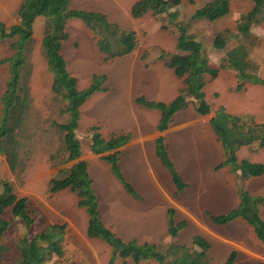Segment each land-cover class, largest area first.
Returning <instances> with one entry per match:
<instances>
[{
	"label": "crops",
	"instance_id": "0c3cea01",
	"mask_svg": "<svg viewBox=\"0 0 264 264\" xmlns=\"http://www.w3.org/2000/svg\"><path fill=\"white\" fill-rule=\"evenodd\" d=\"M22 1L23 0H0V22L6 29L18 24L16 12ZM99 1L100 0H72L70 2V9L92 13L102 12L108 15V17L113 20L112 23H115L118 26H123V24H126L128 17L130 19L128 10L126 9L124 12H115L112 14L106 13L105 9H103V7H101L99 4ZM227 1L229 5V12L225 16L220 17L212 22H217L218 20H221L229 15L231 0ZM243 2L247 5L245 8L243 7L240 10V17L237 19L238 21H236L237 26L243 22V17L254 7V0H243ZM110 4V9L116 11L115 7L118 6L116 2H112ZM248 8L249 11L247 10ZM263 10L264 1L262 7L260 8L259 14L255 18V21L250 23L247 32L241 33L238 31L237 27V31L241 36H252V38L257 40V42L262 40L264 43ZM44 23V17H37L34 20L32 26L33 38L35 39L38 37L36 38L39 39L38 43L43 36L39 35L43 34ZM72 24L77 27L78 32H80V37H85V35L88 36L89 32L88 29L85 28L83 22L79 19H72L67 22L65 32L68 37L62 42L61 45V54L66 61L67 68L69 67V62L67 59L70 57H67V48L64 45L69 40L70 36L68 35L67 29ZM159 46L161 47V45ZM139 47V45H136V48L131 53L120 57L122 58L120 61L122 63H120L119 67L111 69V66L108 65V62V64H104V67H102L99 71H95L97 69L95 66L101 64V61L96 59V54L100 56V52L99 50L96 51L94 47L90 46L89 49H86L87 51L84 50V53L82 52V57H78V63H76L77 65L73 66L72 63L70 71L67 69L68 72L76 78L77 88L78 75L84 78L89 77L90 82L91 77L94 74H98L99 72L106 76V81L104 82L103 88L106 91H109L108 97L106 99H97V96H102V94L105 96L107 94L106 91L105 93L102 92L94 95L91 99L94 100V102L96 101V103L93 102V104L90 105L91 107H89V111L87 113L88 115L86 114V116L90 118L88 120H92L96 125H98L99 129H97L98 127L96 126H90L91 128L96 127V132L101 138L105 140L120 134L128 135L129 137L128 142L118 149L100 154H94L90 151L89 146L91 144V136L93 133L92 130L90 133L85 135L86 141L88 142L85 151L82 143L80 144V158H82V160L86 161L87 163V173L92 183V190L97 197L98 211L102 224L107 229L112 231L116 236H118L123 242L135 241L139 244L148 243L156 245L157 247H159V245H164L165 250L166 248L168 249L171 244H176L179 246H188V248H190L192 251L194 250L200 252V249L192 246L191 243L194 236H201L209 244L207 256L210 258V261L214 262V264H225L232 252H235L233 264H264V244L258 239L252 226L246 223V221L243 219L237 218L234 221L239 220L238 225L231 226L228 232H225L223 229L224 225H217L211 219L214 216L224 215L237 208L239 205V190L236 186L237 181L231 179L227 174H223L219 177V179H217L223 186L219 185V188L215 189L216 191L214 192L210 190V194L213 197L212 200L215 202L213 203L212 207L214 209H218V207L221 205V202L228 201V210L226 212H221L222 210L220 212H215L209 208H206V206H202L197 209L198 212L195 215L194 207L182 197V194L175 196V188L172 183L171 176L168 170L165 168L167 170L166 171L162 167L163 165L158 160L155 153V140L159 137H162L166 142L167 151L171 157H173V154L182 152L184 150L189 151L190 149H196L199 147V145L202 148L205 146H212L214 140H217V138L214 132H212V127L209 125V123L215 116L217 110L220 108H223L225 112H230L228 109V104L222 103L220 107L218 104L217 109L214 111L212 109L213 106L204 99L210 107V113L213 114V116L209 118L210 113L204 116L199 115L196 112V107L198 106L197 100L191 96H187L185 98V101L187 102L186 108L176 112L173 115L172 122L168 125L167 129L163 131L158 130L160 111L138 105L136 103V99L142 97L148 101L160 102L164 104L171 103L180 93V91L184 89V84L182 83V78L180 79L175 76L170 65L181 59L183 56L181 54L184 53L176 50L175 43V50L173 49L174 54L171 56V58L169 56L171 54H169L166 57L158 60V54H154L148 50V54L145 57V52H141ZM213 49L215 52H219L221 54L223 53V55L219 56L221 59H224L222 61H219L220 59L216 60L217 62L219 61L218 63L220 64H222L223 61L227 62L228 64L226 59L229 52L233 50H238V52L241 54L243 52L247 66V68L244 70L245 73L251 74L247 69L253 68L255 66L257 67L260 64L258 60H253L250 62L248 60L251 58V51L255 52L257 49L255 47V42H252L248 48H246L244 44H236L235 46L227 48L225 44V47L222 49H217L214 46ZM87 52L88 55L86 56ZM204 58L207 60L208 67L213 68L209 65V63L213 61L211 60V62H209L206 57ZM219 65H215V69L219 67ZM227 66L230 68L229 64ZM38 67L39 68H36V66H34L33 69V76L30 82L32 91L34 88H36V84L38 82L41 83V87L44 86L45 91H51L52 74H49L41 66ZM72 67L74 70H72ZM219 73L217 72V76ZM259 74L260 72L258 75H255L254 73V76L264 79V77L259 76ZM206 75L207 74L202 75L203 93L204 85L208 83V81L215 82L217 79V76L213 79L211 76L208 78ZM245 81L251 83L248 79H245ZM5 83L6 82L3 81V84H0V94L3 92L2 89L5 87ZM258 87L263 86L257 84L249 85L247 83V85L244 87V90H249V88H252V91L250 92H253L256 89L259 92L252 94V96L249 98L250 101L245 105H241L242 108H237L238 110H236V114L243 113L249 116L264 115V102H262V100H264V96L261 94V91L258 89ZM214 94L219 96L218 91H214ZM259 94H261L262 97L260 100L256 98V96L258 97ZM191 102H194V104H191ZM251 105L253 109L250 110L248 108ZM105 108H109V113L107 115L104 114V116H99V110ZM82 118V113H79L78 123L81 122ZM200 124L205 125L207 136L201 137L199 140V132L203 131L199 129ZM76 130H78V128ZM196 132H198V134L195 137ZM255 146L257 147L258 145ZM245 148L246 147H240L236 154L242 149L244 151ZM261 149L262 148H259L258 146L257 151L255 150L254 153H259ZM115 152L118 153V164L124 180L130 184L132 189L139 196V199H134L129 194V197L126 196L127 193H124V189H122L123 187H120L121 184L119 185L116 181L117 179L115 180L110 173V164L103 160V157L111 155ZM208 153L209 151L205 149L203 155L200 158L203 160L209 159V156L207 155ZM247 159L248 158H243L242 160H245L249 163L264 164L259 162L260 160L253 162L252 160ZM223 160L224 159H222V161ZM221 162L216 164L218 165ZM217 165H215V167ZM228 166L229 165L225 166V168H227L225 171L226 173L227 170L229 172L233 170L232 167ZM210 168L213 169L214 167ZM222 169L220 171H223ZM165 171L169 174V181L173 185L172 189L168 183V177ZM232 172L234 178L240 180V172L234 170ZM10 176L11 172L9 167L6 164L2 165L0 167V178L9 179L11 178ZM250 179L253 180L250 181ZM256 179L251 177L243 180V182L240 180V184L242 182L241 187L245 189L252 197H264V194L257 192L258 184L254 185ZM231 185L234 187H231ZM150 194H154V196ZM198 195H205L210 198L207 194V190H205L203 193L199 192ZM36 196L38 197V195ZM48 196L52 197L49 200L51 202V206L48 204L49 201H47V204L44 206L47 209L41 213L43 214L42 218L45 219L46 217L47 221V223H44V221L42 222V225H47L43 231H45L49 226L62 224L65 227L64 234L62 235V243L63 239L67 238L66 240L70 244V248L68 247V249L63 250V256L59 258L57 264H108L111 257L110 246L105 243L106 245L103 244V246L106 248L101 247L100 243H98V239H90L87 236V222H85L84 217V215H86V211L84 208H79L76 206L75 209H71L70 207L71 204H76V196L68 189L54 194H49ZM59 196H66L65 204L67 206L62 203L63 200H61V197ZM55 198H57L58 201H55ZM149 200L152 201L150 202ZM170 209L174 211L173 218L176 223L182 221L186 222V226L177 233L175 238H172L168 233V210ZM78 210H81L82 213L78 214ZM178 210L184 215V218L180 219L179 215H177ZM204 213L208 214L209 221H207V223L204 222ZM73 214L76 216H81L80 223H72ZM118 215H124L123 220L120 222L115 219ZM150 215L152 217H150ZM176 215L178 217H176ZM258 215L260 219L264 221V204L258 207ZM200 216H202L203 219L202 223H197L195 221L193 223H189L186 221L187 218H196ZM59 219L63 221L57 223L55 220ZM22 223L24 224L23 221ZM188 225L194 227V230L185 235L184 232L187 230ZM242 232L247 236H243L241 234ZM182 235L184 238L180 240V236ZM160 236L164 238L161 239L163 241L159 240ZM114 264H134V262L131 258L120 259L119 257H116ZM138 264L158 263L155 261H140ZM164 264L171 263L168 262Z\"/></svg>",
	"mask_w": 264,
	"mask_h": 264
},
{
	"label": "trees",
	"instance_id": "16d2710c",
	"mask_svg": "<svg viewBox=\"0 0 264 264\" xmlns=\"http://www.w3.org/2000/svg\"><path fill=\"white\" fill-rule=\"evenodd\" d=\"M187 1L190 4L194 3V0ZM263 1L254 0V7L243 17V22L237 26L239 32H247L250 23L255 21L259 14ZM171 7V0H137L131 6L130 15L133 19H138L148 12L152 15L169 14L168 10ZM228 12V1L216 0L196 10L190 18L192 20L205 19L212 22L225 16ZM16 16L18 24L8 29L0 22V40L14 39L9 45L12 55L0 61V63H7L8 65V78L0 98V153L5 155L9 168L12 169L15 152L6 150V138L22 123L21 112L28 98H30L29 74L26 76L23 75V72L27 69L30 70L29 58L34 46L32 27L34 20L37 17H44L45 23L40 50L47 69L52 74L51 91L67 102L64 113L68 114L69 120L66 124L58 125L59 130L64 133L63 143L67 151L65 162L76 161L81 156L80 144L74 134L78 125L79 109L95 94L106 91L103 88L106 76L94 74L87 88L83 90L77 88V80L68 72L66 61L61 54L62 42L68 37L65 32L66 24L72 19L81 20L92 36L97 38L96 45L99 52L105 55L104 62L131 53L137 45L135 34L133 31L124 32L117 24L109 22L102 13L70 9V0H23L19 5ZM111 38L118 44L117 51L113 50ZM213 46L222 49L225 47V43L215 39ZM201 48L199 42L187 35L183 28H180L176 40V50L184 54H182L181 59L170 65V67L176 77L182 78L185 88L169 104L148 101L142 97L136 99L138 105L160 111L158 130L167 129L172 122L173 115L186 108L185 98L187 96L194 97L197 100L196 112L199 115L204 116L210 113V107L205 102L204 93L202 92V75L207 74L214 79L218 70L225 67L224 65H219L216 69L208 67L207 60L202 56ZM226 60L230 68L238 72V78L248 79L252 84L264 85V79L244 72L247 66L243 52L241 54L238 50H233L228 53ZM240 88L241 86L238 84L237 89ZM210 124L225 153L224 161L218 164L214 170L232 165L234 171L240 172L242 180L264 174V164L249 163L245 160L238 163L236 160L238 149L251 142L258 141L259 148L264 149V130L261 129V126L255 125L245 128L240 117L227 114L223 108L217 110ZM96 130V127L92 128L93 133L89 146L90 151L94 154L116 150L126 144L129 139L128 135L120 134L105 140L100 137ZM155 153L171 175L176 188L175 196L181 194L186 185L168 158L162 137L155 140ZM103 160L110 164L111 173L122 185L125 192L133 198L139 199V196L130 184L124 180L120 172L118 153L107 155L103 157ZM91 185L87 173V163L84 160H79L69 167L65 177L51 179L48 191L50 194H54L68 189L76 196L77 206L84 208L86 211L87 236L90 239H98L111 248V257L108 264H114L116 257L120 259L131 258L134 264H138L140 261H155L158 264L168 262L171 264H201L200 260L204 261L208 258L209 244L201 236H194L191 243L192 246L200 249L198 253L195 251L187 253L184 251V246L176 244L169 246L167 254L160 252L156 245L139 244L135 241L123 242L102 224L97 197ZM2 188L3 192L0 194V237L4 235L9 227V221L3 218V212L7 208H10L14 219L22 220L25 228L29 229L33 220L27 209L26 198L17 197L13 192L12 185L7 181L2 182ZM262 204H264V197H252L241 190L237 208L211 219L217 225H224L241 218L254 228L258 239L264 244V221L258 215V207ZM168 217V233L172 238H175L177 233L186 226V222L176 223L173 218L174 211L171 209L168 210ZM63 228L62 225H52L42 233L36 234L32 239L22 238L17 245L20 256L18 264H46L52 256L62 257L64 253L62 249ZM4 248L3 245H0V264H2L1 253L5 250ZM234 259L235 252H232L225 264H233Z\"/></svg>",
	"mask_w": 264,
	"mask_h": 264
},
{
	"label": "rangeland",
	"instance_id": "374dc122",
	"mask_svg": "<svg viewBox=\"0 0 264 264\" xmlns=\"http://www.w3.org/2000/svg\"><path fill=\"white\" fill-rule=\"evenodd\" d=\"M71 1L72 0H70V2ZM136 1L137 0H100L99 4L101 5V7H103V9H105L106 13L109 14L115 12H122V11L124 12L125 9L128 10V14L130 16V19L132 20H130L129 17L127 16L128 21L126 22V24H123V26H119V28L122 29L124 32H129V31L134 32L137 46L138 45L140 46L139 50L141 52H145L144 55L145 57L148 54V50H149L154 54H158V60L166 57L169 54H171L169 55L171 58V56L174 54L173 49L175 50V43H176V38L179 35V29L183 28L187 35H189L191 38L195 39L201 44L202 55L203 57H206L209 60V62H211V60L213 61L209 63V65L212 66L213 68H215V65L220 64L218 63L219 61H222L224 59V58L221 59L219 56V55H223V53L221 54L219 52H215L213 49V41L215 39H218V41L225 43L227 48H230L231 46H235L236 44H244V46L248 48L250 47L252 42H255V47L257 49L255 52L251 51V58H249L248 60L249 62L253 60H258L260 64L257 67L255 66L253 68H248L247 70L250 71L251 74L253 73V75L254 73L255 75H258V73L260 72V74L262 75L259 74V76L264 77L263 41L259 40L257 42V40L255 38H252V36L243 37L237 31L236 21H238L237 19L240 17V10L243 7L245 8L247 5L243 2V0H231L229 15H227L225 18L221 20H218L217 22H208L202 19L192 20L190 18L191 15L196 10L216 0H195L193 4H190L187 0H171L172 7L169 9L171 12L168 10L169 14L164 13L160 15H152L150 12H148L145 15H143L140 19L134 20L130 15V9L131 6ZM112 2H116V4L118 5L115 7L116 11L110 9V5H111L110 3ZM247 10L249 11V8ZM262 13L264 14V10L262 11ZM104 15L106 16V19L109 22H113V20L110 19L108 15L106 14ZM67 32L70 37L68 42H66L64 46L67 48V53H68L67 57L68 58L70 57L69 59H67L69 62L68 64L69 67L67 69H69L70 71L71 64L73 63V66L77 65L76 63H78V57L80 56L82 57L81 54L82 52L84 53V50L89 49L90 46L94 47L96 51H98L99 49L96 45L97 38H94L90 33V31L88 32V36L85 35V37H80L79 36L80 32H78L77 27L74 24H72L67 29ZM41 35L43 34H40L39 36ZM36 38L33 39L34 46L29 58L30 70L27 69L24 70L23 72V75L28 76L29 74L28 86H29L30 98H28L27 102L25 103V107L21 112L22 123L19 124L17 129H15L12 133H10L6 138V144H7L5 145L6 150H12L13 152H15L13 168L12 169L9 168V170L11 169L10 170L11 178L9 179L0 178V194L3 192L2 182L5 181L9 182L12 185L13 192L17 197L26 198L27 209L30 213V217L33 220V223L29 229H26L22 221H20V219L13 218L10 208L4 210L3 218L9 221V227L8 230L4 233V235L0 237V245H3L5 247L4 248L5 250L3 251V253H1L2 264H18L20 256L17 250V245L19 241L24 237L28 239H32L36 234H39L46 228L47 225H42L43 221L44 223H47L46 217L45 219L42 218L43 214L41 213H43L44 210L46 211L47 208L44 206L45 204H47V201H49L52 198L51 196H48L50 194L47 189L49 185V181L51 179H61L65 177L69 167H71V165H73L75 162L82 160V158H79L76 161L65 162V159L67 157V151L63 143L64 133L59 130L58 125L66 124L69 120L68 114L64 113V109L66 107L67 102L64 101L60 96H56L52 91H48V90L45 91L44 86L42 87L40 86L41 84L40 82L36 84V88H34V90L32 91L30 82L33 76L34 66H36V68H39L38 66H41L43 69H45V71H47L50 74V72L47 70L45 59L40 50L41 40L38 43L39 39ZM13 40H9V39L0 40V61L12 55V50L9 48V45ZM111 43L113 46V50L117 51L118 44L115 42L113 38H111ZM159 45H161V47ZM87 55L88 52L86 56ZM104 57L105 55L102 54L101 52H100V56L96 54V59L101 61V64L95 66L97 68L95 71H99L102 67H104V64H108V62H109L108 65L111 66V69H114L115 67H119L120 63H122L120 62L122 60V58L120 57L122 56L111 58L105 62L103 61ZM218 59L220 60L217 62L216 60ZM220 65H224L225 69L222 68L219 69L220 73L218 71L219 74L215 82L208 81V83L204 85L203 88V91L205 93L204 99L213 106L212 109L214 111L217 109L218 104L219 107L221 106L222 103L228 104L229 106L228 109L230 110V112H226V113L231 116L240 117L241 123L244 124L245 128L256 125V126H261L262 127L261 129L264 130V115L249 116L243 113L242 114L235 113L237 112L236 110H238L237 108L239 109L242 108L241 105H245L250 101L249 98L252 96V94L258 93L259 91L256 89L253 92H250L252 91V88H249V90L248 89L244 90V87L247 85V83L249 85H253V84L245 81V79L242 77L237 78V72L229 68L227 66L228 65L227 62L223 61V63ZM72 70H74L73 67ZM98 75H104V74L99 72ZM206 76L208 78L210 77L209 75ZM7 78H8V65L7 63H0V84H3V81L6 82ZM77 79H78L79 90L85 89L90 82L89 77L84 78L78 75ZM238 84H240L241 86L240 89H237ZM4 89L5 87L2 90L4 91ZM258 89L261 91V94L264 96V85L263 87H258ZM214 91H218L219 96L217 94H214ZM106 92L107 94L105 96L104 94H102V96H97V99H106L108 97L109 91ZM103 93H105V91ZM261 94H259L258 97L256 96V98H258L259 100L262 99ZM179 95L180 93L177 96ZM93 102L94 100L90 99L79 110V113H82L83 118L81 122L78 123L79 125H77L78 130L74 131L75 137H77L76 139L78 140L79 144L82 143L84 151L88 144L85 135L91 132L93 128V127L91 128V126L98 127V125H96L92 120H88L90 118L86 116V114L89 111V107H91L90 105L93 104ZM262 102H264V100H262ZM94 103H96V101ZM191 104H194V102H191ZM108 109L109 108L99 110L100 112L99 116H104V114L107 115L109 113ZM248 109L250 110L253 109L252 105ZM211 116H213L212 113L209 114V118H211ZM209 125L211 126L210 123ZM97 129H99V127ZM199 129L203 130L199 132L200 135L198 139L200 140L201 137H205L207 135L205 131V125L200 124ZM211 130L212 132H214L212 128ZM197 134L198 132L195 133V137L197 136ZM216 141L217 140H214L212 146L208 145L210 147L207 146L204 147L206 150L209 151V153L207 154L209 156V159L207 160H203L200 158L203 155V152L205 151V149L200 147V145L196 149H190V150L188 149L189 151L184 150L182 152L173 154V157H171L167 151L166 142L164 141L168 158L173 163L175 171L180 176L183 183L184 182L186 183V184L184 183L186 187L181 192V194L183 195L182 197L192 204V206L194 207L195 215L198 212L197 209H199L202 206H206V208H209L210 210H213L215 212H220L221 210H222L221 212L223 211L226 212L228 210L227 209L228 208L227 204H229L228 201L221 202L220 203L221 205L218 207V209H214L212 205L215 202H213L212 200L213 197L210 194V190L214 192L216 191L215 189L219 188V185L223 186L220 183V181L217 180L223 174H227L231 179L237 181L236 186L237 189L239 190V193L241 190L247 192L245 189L241 187L243 182L242 178L240 177V180L242 181L241 184L239 179L238 181L236 178H234L232 172L233 170L230 172L227 170L226 173L225 171L227 168H225V166L222 167L223 169L220 168L218 170H214L215 165H217L216 163H219L222 161V159H225L224 150L220 145V143ZM255 145H258V141H254L251 142L250 144L242 146L246 148L244 149V151L242 149L239 151V153L236 154L237 162H240V160H242L243 158L244 159L248 158L247 160H252L253 162L254 161L257 162L258 160H260L259 162L264 163V149H261L259 153L257 152L254 153V151L255 150L257 151L258 149V146L256 147ZM5 164L8 167H10L5 155L0 153V167ZM162 167L165 169L164 165ZM210 167H214V168L211 169ZM221 169L223 171H220ZM194 170L195 171L198 170V171L195 172ZM166 171L165 173L168 177V183L172 189L174 184L172 185L173 182L171 183L169 181L170 173L168 174ZM112 176L114 177L113 174ZM252 178L254 179L257 178L256 182L254 183V185L258 184L257 192L264 194V174L261 175V177L258 176ZM114 179L116 180L115 177ZM251 180L253 179H250V181ZM117 183L120 185L118 181ZM120 187L122 188L121 185ZM231 187L234 186L231 185ZM205 190H207V194L209 195L210 198H208L205 195H198L199 192L203 193ZM123 191L125 193V190ZM175 192H176V188H175ZM36 195H38V197ZM150 195L154 196V194H150ZM126 196L129 197L128 193L126 194ZM61 200H63L62 203L65 204L66 196L61 197ZM55 201H58L57 198H55ZM149 201L151 202L152 200ZM48 204L50 205L51 202L49 201ZM76 206H77V198H76V204L75 205L71 204L70 207L71 209H75ZM81 213L82 211L78 210V214ZM177 215H179L180 219L184 218V215L179 210L177 212ZM177 215L176 217H178ZM123 216L118 215L116 216L115 219L120 222L123 220ZM84 217H85V222H87V215H84ZM150 217L152 216L150 215ZM72 218H73L72 223H80L81 216L79 215L76 216L75 214H73ZM203 218L205 223L209 221L207 213H204ZM202 220H203L202 216L186 219V221L189 223H193L194 221L197 223H202ZM55 221H57V223H60L63 220L59 219ZM231 222L224 224L223 229L225 230V232L226 231L228 232L231 226L238 225L239 220L236 221L233 220V222L232 223ZM58 225H62V224H58ZM64 229L65 227L63 228V234H64ZM193 230L194 227L188 225L187 230H185L184 233L186 235L189 232H192ZM229 232H236V231H229ZM241 234L243 236H247L243 234V232ZM183 235L180 236V240L184 238ZM162 238L163 237L160 236L159 240H161ZM66 239L67 238L63 239V243H62L63 250L68 249V247L70 248V244ZM98 243H100L101 247H105L103 246V244L106 245L100 240ZM157 248L158 250H160V252L163 253L168 252L167 248L165 250L164 245L162 246L159 245V247ZM184 251L189 253L192 250L188 248V246L187 247L184 246ZM195 252L198 253L199 251H195ZM58 261H59L58 257L52 256V258L49 261H47L46 264H57ZM204 261L200 260V262H202L201 264H214V262L210 261V258H207Z\"/></svg>",
	"mask_w": 264,
	"mask_h": 264
}]
</instances>
